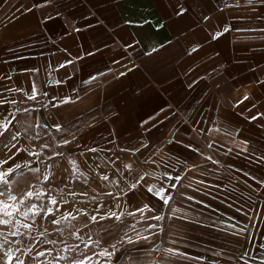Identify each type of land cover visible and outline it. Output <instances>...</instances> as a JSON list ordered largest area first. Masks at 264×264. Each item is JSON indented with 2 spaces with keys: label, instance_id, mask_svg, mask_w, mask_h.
I'll return each mask as SVG.
<instances>
[{
  "label": "crops",
  "instance_id": "1",
  "mask_svg": "<svg viewBox=\"0 0 264 264\" xmlns=\"http://www.w3.org/2000/svg\"><path fill=\"white\" fill-rule=\"evenodd\" d=\"M0 101L6 184L70 168L92 263L264 264V0H0ZM24 212L0 238L25 253Z\"/></svg>",
  "mask_w": 264,
  "mask_h": 264
},
{
  "label": "rangeland",
  "instance_id": "2",
  "mask_svg": "<svg viewBox=\"0 0 264 264\" xmlns=\"http://www.w3.org/2000/svg\"><path fill=\"white\" fill-rule=\"evenodd\" d=\"M28 131V130H27ZM18 138V137H17ZM45 136H31L27 134V146L30 147L32 143H39L41 139L46 140ZM7 140V137L0 136V143H3ZM18 143V142H17ZM39 155L40 153H33ZM34 156L30 154L27 155V183L24 184L23 178L17 176L14 187L8 186L6 183H1L0 192H4V196H0V211H3V205H9L7 211L13 213L12 217L0 216V219H11L13 222L19 221V212L27 211L31 209L33 205L36 206L34 211L39 213L40 201L45 195H47V200L50 206V201L55 200V195L58 193L59 198H65L70 196L72 193L77 192L79 185L72 183V173L70 168H57L53 167L52 158L49 156L46 159H41L40 162H35ZM39 160V159H38ZM32 164L30 167L28 164ZM38 164H41L38 165ZM47 177V180H44ZM68 180V182H65ZM15 192V193H14ZM28 192H32L33 195L29 197ZM38 194V195H37ZM16 197L15 200L10 199V197ZM56 201V200H55ZM57 202V201H56ZM45 203V202H44ZM64 202L57 207L53 204V209L51 212H48L46 217H41L38 214L32 215V212H29L27 216V224L31 225L30 229H27V248L24 249L20 247L9 248L7 243L8 238L1 237L0 243L3 244L0 247V264L4 263L3 260L7 259V253L10 251L12 256L15 255L16 259L24 261V264H94L92 263L95 257H106L109 250L105 249V246H102L100 243L104 241L103 233L96 232L99 240L98 243H93L90 247L85 245H71L70 240L72 234L64 230L63 227H66L65 218L60 214L61 210L66 209L62 206ZM69 208V207H68ZM19 210V211H18ZM53 221H58V223H53ZM48 223L47 227L40 226L41 223ZM60 230H57V228ZM77 233H80L81 236L78 238ZM85 234L80 231L76 232L75 239H83ZM88 236V233H87ZM86 236V238H88ZM90 239L93 237H89ZM54 242V243H53ZM42 243V244H41ZM47 247H44V244ZM59 244V247L56 248V244ZM19 249V250H17ZM30 249V250H29ZM43 252L44 257L42 260L37 253ZM90 252V253H89ZM88 253L90 255H88ZM59 261V262H58ZM18 264V262L16 263Z\"/></svg>",
  "mask_w": 264,
  "mask_h": 264
},
{
  "label": "snow or ice",
  "instance_id": "3",
  "mask_svg": "<svg viewBox=\"0 0 264 264\" xmlns=\"http://www.w3.org/2000/svg\"><path fill=\"white\" fill-rule=\"evenodd\" d=\"M178 14H182V13H178ZM225 31H227V29H225ZM222 35H223V33H216L215 36H213L212 38H213V39H219V37L222 36ZM194 51H195V49H194ZM62 67H63V65H62ZM123 74H124V73H121V75H123ZM30 98H33V97H30ZM243 99H244V100H247L248 97L245 96ZM242 102H243V101H240V103H242ZM0 103H2V101H0ZM252 119H257V117L253 116ZM58 130H59V128H58ZM13 139H15V137H13ZM65 143H68V141H65ZM13 147H15V145H13ZM91 151H95V150H94V149H91ZM5 163H6V162H5ZM16 167L18 168V167H20V166H19V165H16ZM10 174H11V169H10L9 172H7V173H5V172H0V183H7V181L4 179V177H6V176H8V175H10ZM45 179H47V178H45ZM104 179H107V177H104ZM141 179H143V178H141ZM176 179H179V177H177ZM173 186H175V185H173ZM134 187H135V185H133V188H134ZM148 191L151 192L152 189H148ZM4 195H5L4 192H0V196H4ZM27 195H28L29 197H31V196L33 195V193H32V192H28ZM37 195H38V194H37ZM109 195H111V194L109 193ZM161 198H162V201H163L164 203H168V199H169V198H167V197H161ZM10 199L15 200L16 197L12 196V197H10ZM0 203H2V202H0ZM50 203L55 204L56 201L53 199V200L50 201ZM8 207H10V206H9V205H6V204L3 205V209H4V210H3V211H0V216H8V217H12V216H13V213H12L11 211H7ZM35 208H36V206L33 205L31 209H28L27 211H25V212L22 213V214H23L25 217L28 216L29 212H32L33 216H34V215H37L38 212L34 211ZM42 209H43V206H41V210H42ZM139 210L142 211L143 209H139ZM18 211H19V210H18ZM48 212L50 213V212H51V209H49ZM130 215H134V213H130ZM112 216L115 217L116 219H119V218H120L119 216H116L115 213H112ZM154 218H155V219H161V217H158V216H157V217H154ZM91 219H92L93 221H95L97 218H96L95 216H93V217H91ZM101 219H103V217H101ZM12 223H13V221H12L11 219H0V225H3V226H10V225H12ZM53 223H58V221H53ZM22 226H23L25 229H30V228H31V225H29V224H27V223L23 224ZM17 234H18V229H17V231H12V232H10V235H12V236H16ZM145 239H146V237H145ZM96 242L98 243L99 241H96ZM5 243H9V242H8V241H5ZM15 243H19V241H15ZM53 243H54V242H53ZM128 243H133V241L131 240V238L128 239ZM2 246H3V244L0 243V247H2ZM17 250H19V249H17ZM29 250H30V249H29ZM169 251H171V250H169ZM102 254H108V255H110V253H102ZM37 255H38V256H43L44 253H43V252H39V253H37ZM7 258H8V264H11V260L13 259V257H12V254H11L10 251L7 253ZM17 262H18V264H24V261L19 260V258H17Z\"/></svg>",
  "mask_w": 264,
  "mask_h": 264
}]
</instances>
